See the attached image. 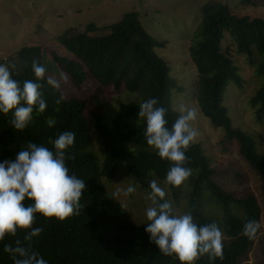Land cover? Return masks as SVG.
<instances>
[{"label": "trees", "instance_id": "obj_1", "mask_svg": "<svg viewBox=\"0 0 264 264\" xmlns=\"http://www.w3.org/2000/svg\"><path fill=\"white\" fill-rule=\"evenodd\" d=\"M251 5H255L254 0H241V7ZM96 29L95 24H90L82 32L63 33L57 38L55 51L39 45L24 46L18 50L16 59L11 58L8 67L12 77L21 84L25 80L41 83L47 108L43 113L34 112L33 122L23 131L10 123L12 113H0V162L14 158L29 141L51 149L50 138L55 139L65 131L75 133L74 147L69 150L74 159L67 164L70 174L83 179L87 187L78 216L60 222L37 214L35 226L43 227L44 232L34 238L33 248L48 264H180L174 256L159 252L150 241L146 227L135 224L125 207L106 191L105 180H112L123 166L145 189H150L152 173L166 181L171 164L147 145L146 124L138 117L139 105L147 99H157V106L165 108L171 127L181 115L173 107L172 94L182 93L179 91L183 89L171 76L168 62L156 51L165 48L166 42L146 30L137 11L125 12L119 21L109 25L110 31L106 34L91 35ZM226 41L232 42L237 53L248 58L255 74L264 79V18L237 15L219 1L206 3L201 7L200 22L189 47L197 69L194 95L199 108L213 126L225 131L226 139L239 143L241 154L261 179L264 197V154L256 150L251 134L233 126L224 104L229 80L241 86L230 45L224 47ZM45 53L54 62L55 73L67 74L77 89L82 88L89 76L98 82L91 100L95 131L104 150L102 161L91 150L86 103L79 97L65 96L61 88L50 86L48 71L44 80H36L32 63L37 61L45 67ZM124 92L137 99L116 104L110 96ZM61 95L64 100L57 104ZM251 105L258 108L259 115H264V81L251 98ZM49 117L56 119L54 127H48ZM186 156L189 159L185 166L194 171L190 199L193 217L200 225L216 223L223 233L224 259L210 262L205 256L196 264H240L261 232L262 211L257 198L253 194L237 198L224 191L213 180L214 169L200 144L192 143ZM206 192L223 209L219 221L203 215L195 206ZM231 205L241 213L232 211ZM249 220H255L259 226L251 239L244 234V225ZM24 234L20 230L17 237L5 243L14 244ZM0 264H13L2 243Z\"/></svg>", "mask_w": 264, "mask_h": 264}, {"label": "rangeland", "instance_id": "obj_2", "mask_svg": "<svg viewBox=\"0 0 264 264\" xmlns=\"http://www.w3.org/2000/svg\"><path fill=\"white\" fill-rule=\"evenodd\" d=\"M216 1L227 4L237 15L264 18V0H254L255 5L249 7H241V0H0V64L9 66L11 58L16 59L18 50L24 46L39 45L55 51L54 47H57V38L60 35L66 32H82L90 24L97 26L96 30L90 32L91 35L106 34L110 31L109 25L119 21L125 12L137 11L146 30L155 38L166 42L165 48H158L156 51L168 62L171 76L183 89L179 91L182 93L173 92V107L180 113L181 108L196 110L197 118L191 122V126L198 132V136L193 143L200 144L209 158L214 169L213 180L224 191L237 198H244L249 194L257 198L262 211L261 232L240 264H264V197L261 179L241 154L239 143L226 139L225 131L213 126L203 115L194 95L197 69L191 60L189 47L200 22L201 7ZM227 45H230L229 50L241 77V86L232 79L229 80L224 104L233 126L251 134L256 150L264 154V115H259L258 108L251 105V98L264 79L255 74L248 58L237 53L232 42L226 41L224 47ZM43 60L49 72L48 77L60 83L65 96L79 97L86 103L92 139L91 150L102 161L104 150L95 131L91 100L98 82L89 76L82 88L77 89L67 74L55 73L56 66L49 60L47 53ZM110 96L116 104L118 101L137 99L135 95L127 92ZM193 174L192 170L190 178L180 187L167 184L154 173L150 182L155 179L164 188L166 199L172 203L177 214L189 211L192 213L190 199ZM129 184L136 187L134 194L127 198L116 195L118 189H126ZM105 185L106 191L125 207L131 220L147 227L146 208L150 201L146 197L151 190L143 188L132 179L123 166L112 180H105ZM195 206L200 213L214 220L219 221L223 216L221 205L208 192ZM231 208L232 211L241 213L235 205H231ZM194 221L196 222L195 219Z\"/></svg>", "mask_w": 264, "mask_h": 264}, {"label": "clouds", "instance_id": "obj_3", "mask_svg": "<svg viewBox=\"0 0 264 264\" xmlns=\"http://www.w3.org/2000/svg\"><path fill=\"white\" fill-rule=\"evenodd\" d=\"M32 68L37 81L45 79L46 68L33 61ZM63 75V74H62ZM66 79V77H64ZM47 83L59 89L60 83L52 78ZM42 84L25 80L22 84L12 77L9 67L0 64V113H12L10 123L23 131L33 122V113H43L47 108L41 91ZM64 100L61 95L57 104ZM158 100L147 99L139 105L138 117L145 121L144 137L147 145L162 159L170 162L166 175L169 185L180 187L192 175L186 152L196 140L198 132L191 126L197 118L195 109L181 108V115L168 126L166 110L158 107ZM48 127L57 123L54 117L46 120ZM52 148L29 141L12 159L0 162V243L13 264H48L39 251L33 248L34 238L44 232L35 226L37 214L46 219L55 218L63 222L78 216L81 199L87 187L85 181L75 173L70 174L67 161L74 159L69 150L74 147L75 133L65 131L55 139H49ZM146 197L150 205L146 208L149 239L164 256H174L180 264H196L202 257L210 262L224 259L223 233L216 223L200 225L192 213L177 214L166 192L154 179ZM129 184L118 189L117 196L125 198L136 192ZM31 201V203H26ZM255 220L244 225V234L254 238L258 230ZM24 230L22 239L5 243Z\"/></svg>", "mask_w": 264, "mask_h": 264}]
</instances>
